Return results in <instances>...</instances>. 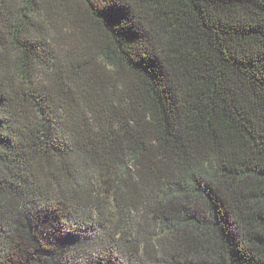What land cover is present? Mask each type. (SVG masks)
<instances>
[{"label": "trees", "instance_id": "obj_1", "mask_svg": "<svg viewBox=\"0 0 264 264\" xmlns=\"http://www.w3.org/2000/svg\"><path fill=\"white\" fill-rule=\"evenodd\" d=\"M0 264H264V0H0Z\"/></svg>", "mask_w": 264, "mask_h": 264}]
</instances>
